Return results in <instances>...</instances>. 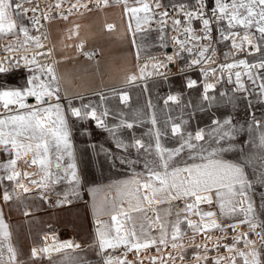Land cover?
I'll return each instance as SVG.
<instances>
[{
	"label": "snow or ice",
	"instance_id": "6c2138e0",
	"mask_svg": "<svg viewBox=\"0 0 264 264\" xmlns=\"http://www.w3.org/2000/svg\"><path fill=\"white\" fill-rule=\"evenodd\" d=\"M100 2L101 0H96L97 6ZM64 3L65 0H55L54 4L49 3L46 10L41 12L34 0H0V39L14 37L8 41L3 50L6 53L19 54L24 66L31 73L26 87L0 89V108H2L0 150L9 157L6 162L0 163V170L4 172V175L0 176V181L7 180L14 183L13 194L17 199L20 198V194L16 189H22L24 193L29 192V186L20 182L22 177L29 185L40 190L41 199H46L44 192L50 186L59 184L63 180H67L69 184L75 182L76 187L66 190L63 201L58 200L57 205L68 202L69 194L75 195L80 184L71 140L69 115L79 120L91 118L96 121L98 127L112 133L118 128L134 127V123L124 119H121L117 125L108 126L104 120L109 114L107 109L98 116L95 107L90 110L89 105H83L82 108L73 107L69 99L66 112L65 106L60 102L59 78L54 67L57 62L41 63L38 60V57L52 56L51 49L42 51L46 47L42 37L46 40L47 35L40 33V29L44 27L41 20L49 21L56 18L67 20L73 10L78 11L81 8L92 11L89 4L76 0L75 3L69 4L66 9L68 14L65 15L62 10ZM103 3L106 6L108 0H103ZM123 3L125 14L136 21L137 32L141 31L142 23L149 24L156 15L153 5L148 0H135L139 6L134 7L128 6V0H123ZM161 7L160 0H155V9ZM172 7L174 12H179L182 19L170 17L167 7L158 13L161 25L160 39L164 40V28L168 19L172 20L171 29L175 33L171 37L175 51L171 55H166V61L171 63L174 59H186L187 68L200 67L203 77L202 99L208 102L209 107L213 103H235L239 99L235 93H245L244 99L253 92L258 97H264V0H214V6L210 10H206L205 0H196L194 7L185 4ZM56 10L61 11L56 12ZM29 13L32 15L29 16ZM25 19L30 21V27L24 23ZM194 20L200 22L198 28L192 27ZM213 22L219 34L218 38L213 36ZM222 23L223 27H221ZM106 27L111 31L114 26L109 24ZM129 30L131 31V23ZM32 32L40 35H33ZM229 40L231 48L236 52L247 51L249 56L254 53H262V55L258 60L249 61L247 58L235 59L236 53L227 52L224 54L225 60L232 57V62L219 63L213 67L216 57L215 44ZM83 47V43L77 45L78 50ZM29 52H31L30 56ZM185 52L187 58L183 56ZM84 55L92 59L95 53L85 52ZM19 66L20 60H16L15 64L0 62V73H6L11 68ZM167 67L168 64L164 61L152 64L154 70ZM146 68L147 65L140 69V79H143ZM234 69L243 71H233ZM218 71L219 77L216 75ZM225 71L228 73L227 82L235 85L232 89L233 95L229 96L226 91H221L219 98L216 95H209L215 93L217 83L225 79L223 75ZM245 77L254 86L251 91L244 82ZM137 79L136 75H131L128 77V82L134 84ZM197 83V80L189 79L186 86L192 89ZM30 97L34 98L35 103L28 102ZM103 99L105 97L101 96V100ZM119 99L121 103L127 105L128 93L121 91ZM178 99L176 95H169L164 100V104L175 103ZM157 123L156 115L153 113L151 124L155 127ZM187 123L183 120L170 123L171 135L178 139L175 147L162 145L161 137L167 136L168 132L159 129L152 132L154 146L151 142L146 144L142 139L135 137L132 143L116 140L118 149L127 151L129 148H134L138 154L142 150L145 156L144 171L136 172L133 167L132 178L110 185V188H115L117 199L109 201L105 197L104 202L95 211L98 255L102 256L103 264H143V261L139 260L142 250L154 248L159 253L162 250L160 246L165 250L168 247L173 250L183 249L184 245L179 241L186 235V230H191L194 234H206L214 230L223 232L228 228L235 232L240 225H246L250 232L260 238L261 245L264 246V221H258L249 195L257 182L264 186V121L256 120L253 115L251 122L245 127L243 124H234L231 117L223 120L214 118L209 129H197L195 132L187 131L183 127ZM168 127L169 122L166 121L165 129ZM244 132H247L251 139L241 141L238 147L237 139ZM256 132H258V142L253 135ZM245 144L249 145L247 152ZM253 149L259 150V155L255 157L258 162V173H253L250 178L246 169L253 163V159L247 153ZM233 152L240 154L239 160L225 158L227 154ZM108 155L111 158V154ZM65 157L68 160L66 165ZM117 159L121 165L135 166L140 163L139 159L132 160L127 157H117ZM21 161L27 167H37L38 172L18 171L17 166ZM37 175L40 176L39 179L34 178ZM139 176H144L145 179L143 181L137 179L136 177ZM13 194L5 189L3 200L10 201L13 199ZM180 200L188 202L183 208L178 209L174 220L162 218L157 209H151L155 213L154 219L147 215L146 205ZM202 204L208 205L209 208L215 205L220 220L217 219V211H202L200 207ZM181 213L184 214L182 218ZM25 215L28 213L26 212ZM102 215H108L110 221L99 219ZM137 215L144 221L138 227ZM171 215V210H166L165 216ZM189 216H196L199 219L193 220ZM237 216L243 218L236 223L220 222ZM157 225L158 235L153 236L152 232L157 230ZM182 225L186 228H182ZM241 243L243 249L237 247ZM196 247L199 249L201 246L196 245ZM223 247L232 255L214 258L211 264H221L222 261L237 264V257L242 264H264L261 252L255 247V241L249 238V232L235 236L233 243L224 244ZM78 248L80 245L73 244L72 241L54 242L52 246L33 247L31 258L36 259L44 255H49L50 258L52 252L60 253L65 249ZM118 249L122 250L120 256L111 255L109 250ZM208 251L205 245V255L201 256L197 253L194 259L197 262L203 260L208 264L206 254ZM128 253H134L135 259L128 260ZM65 259L69 260L70 264H79L76 258L65 256ZM176 259L172 252H168L167 257L151 256L150 264H157V261L160 264H168V261L175 264ZM179 259L181 261L185 259L183 253L180 254ZM0 264H17V250L12 244V233L4 220L2 210H0Z\"/></svg>",
	"mask_w": 264,
	"mask_h": 264
},
{
	"label": "rangeland",
	"instance_id": "374dc122",
	"mask_svg": "<svg viewBox=\"0 0 264 264\" xmlns=\"http://www.w3.org/2000/svg\"><path fill=\"white\" fill-rule=\"evenodd\" d=\"M194 1L195 0H163L165 5H191ZM148 2L153 5L154 12L157 13L158 9H155V3L151 0H148ZM128 6L134 7L139 5L135 3V0H128ZM124 7L125 5L123 3L120 5L108 6L103 9L88 11L76 16H70L67 20H59L60 22L67 24L68 27L67 36L64 38V41L71 45L76 52H92L95 53L94 56H102L103 58L105 56V59L111 63V65L115 62V67L121 66L122 60H125V64L127 63L128 67L132 69L133 74L138 77L134 84L126 88L104 93V95H110L117 93L118 91H128L129 101H131H128L127 105L121 103L119 97L114 95L109 99L101 100V94L89 95L77 102L80 107L83 105H89V110L92 107H95L100 113L107 109L109 114L104 117V120L108 126L119 124L121 119L134 123L132 129L118 128L112 133L105 128L98 127L95 121L90 118L85 120H74V117L70 116L71 125L74 128V131L71 132V140L76 155L77 172L79 177L87 174L89 182H100L106 178L132 174L133 167L136 172H143L145 156L142 150L141 153L138 154L134 148H129L127 151L118 149L116 147V140L121 139L126 143H132L133 138L135 137L142 139L146 144L151 142L154 146L155 140L152 136V132L159 129L168 132L167 136L161 137L162 145L165 147H175L178 144V139L171 135V122H181L182 120L187 121L188 123L183 125V127L187 131L194 132L201 128L209 129L212 126L211 121L214 118L223 120L224 118L231 117L234 124H243L245 127L251 122L253 115L256 120L264 121V97H258L255 92L248 95L247 99H244L246 95L245 93H235L239 98L235 103H213V105L209 107L208 102L202 99V87H195L192 89L187 88L186 85L189 77L184 73L168 76L167 78L163 76L151 78L144 76L143 79H140L138 59L144 55H154L163 52L165 46L162 45H167L169 42L168 33L164 30V40L162 41L160 39V30H150L148 29V25L143 23L141 25V31L137 32L136 21L131 19L130 15L125 14ZM110 22L115 23V27L111 31L106 27ZM130 23L131 31L129 30ZM10 38L11 37L0 39V41L9 40ZM133 41H135V43ZM81 43L84 44V47L83 49L78 50L77 45ZM261 55L257 56V58H251L249 61L258 60ZM57 66L56 63L54 65L56 74ZM29 75H31V73L28 68L0 73V89H22L27 86ZM224 77L225 79L223 81L217 83V90L215 93H209V95H216L219 98V93L221 91H226L229 96L233 95L232 89L235 85L229 84L227 82V76ZM244 82L248 85L249 90L251 91L254 86L247 81L246 77L244 78ZM174 93L178 94L181 100L177 103L169 102L168 105H165L164 100L167 96ZM60 95V102L65 106L67 112L68 103L65 104L63 102L61 90ZM226 99L227 97H225V100ZM28 102H35L34 98L30 97ZM149 105H151V107ZM153 113H155L158 121L155 127L151 124V116ZM169 118H171V121H169ZM166 121L169 122V127L167 129H165ZM253 135L257 138L258 142V132ZM74 138H76V142ZM250 139L251 137L247 132L242 133L237 139L238 147L241 141H247ZM244 147L247 152L249 145L245 144ZM109 153L111 154V158L108 155ZM247 154L253 159V163L246 169L251 178L253 173H258V162L255 157L259 155V150L253 149ZM117 157H127L132 160L139 159L140 163L135 166H129L127 164L121 165ZM225 158L236 161L239 160L240 154L238 152L229 153ZM67 162V157H65V165ZM22 167V165L20 168L18 166L17 169L21 172L26 171V169ZM30 170L32 173L38 172V169L33 168ZM53 171H55L54 165ZM2 175H4V172L3 170H0V176ZM36 177L40 178L39 175L35 176V178ZM64 181L65 180L60 183L62 184ZM20 182L28 185L26 179L23 177ZM59 184L50 186L47 190L52 191V188H57L56 190H59ZM12 185H14L13 182L7 180L0 181V197L2 198V201H4L3 192L5 189L10 190L11 188L9 187ZM28 186L33 187L31 185ZM16 192L20 194V198L17 199L12 190L11 194H13V199L7 202L9 203L6 207L7 210L3 205H0V210H2L4 220L8 226L10 224L12 225V244L17 250V264H70V261L66 260L65 256L76 258V260L79 261V264H102L98 256L99 247L97 244H93L87 248H83L84 246L81 244L80 248L77 250L67 249L60 253H50V258L49 255H44L32 259L31 249L34 246L38 248L52 246L58 239L55 237V233L45 232L42 236V240L38 232H36L38 227L46 226L45 231H53V224L58 226L61 222L62 227H69L71 232L82 237L85 236L86 233H90L91 230L92 235L95 236V226L91 223L89 206L81 205L78 200L73 201V206L68 210L69 217L66 218L63 213H50L37 219L36 211H33V214L25 215V213L29 211L27 210L28 205H30L31 202L36 203V200L30 197L33 196L36 198V195L33 194L30 196L24 193L22 189H17ZM78 194V198L84 197L83 193L81 195ZM249 195L253 202L258 221H264V186H261L257 182ZM200 207L202 211L213 210L219 213L218 208L215 205L211 208H209L208 205ZM11 211L12 214H10ZM27 213H30V211ZM242 218V216H237L231 220L237 222ZM240 227L248 229L246 225H240ZM214 231L211 233L216 236L218 230ZM257 231H260V229H257ZM203 239V234L189 232V241ZM252 240L255 241V247L261 252V259L264 260V246L261 245L260 238L256 236V238H253ZM205 245L209 249L206 254L208 258H211L208 259V264H211V261L214 258H219L221 256L229 257L232 255V253H224V251H226L224 247L214 243L202 244L200 245V250L197 247H194L183 251L186 255H196L198 253L203 256L205 255ZM237 247L239 248V245H237ZM209 252H216L217 255L211 256ZM5 256H7L6 252ZM127 259L130 260L129 256H127ZM221 264H229V262L222 261ZM237 264H242L239 257H237Z\"/></svg>",
	"mask_w": 264,
	"mask_h": 264
},
{
	"label": "crops",
	"instance_id": "0c3cea01",
	"mask_svg": "<svg viewBox=\"0 0 264 264\" xmlns=\"http://www.w3.org/2000/svg\"><path fill=\"white\" fill-rule=\"evenodd\" d=\"M214 3V0L211 1ZM114 24V22H110ZM52 25L50 26V32H51V39L54 48V54L57 59V76L59 78V87L61 90V94L63 97V102L66 104L68 103V100L70 99L72 101V106L76 107L79 106L77 103L80 99L89 96V95H97L101 94V96L105 97V99L111 98V96H120V92L118 91L117 93L114 94H107L104 95V93H108L110 91H114L117 89H122L126 88L132 84H129L128 82V77L133 74L132 69L128 67V64H125V60H122V65L115 67V62L111 65L106 59L105 56L104 58L102 56H93L92 59H88L85 57L84 53L76 52L75 49L66 43L64 41V38L67 36V24H64L60 22L59 20L54 21L51 23ZM109 24V23H108ZM107 24V25H108ZM113 27V28H114ZM105 51V50H104ZM108 52V51H107ZM262 54V53H261ZM261 54H256L253 55L252 58L259 56ZM128 94L129 92L126 91ZM131 101V100H130ZM129 101V102H130ZM80 107V106H79ZM82 108V107H81ZM76 120L77 118H73ZM69 127L71 129V132H73L74 128L71 125V117L69 115ZM195 132V131H194ZM76 142V138H74ZM9 157L2 151L0 150V163L6 162ZM23 166L22 168L25 169H38L37 167H24L23 162H19L18 166ZM17 166V168H18ZM133 177L132 174H124V175H118L110 178L103 179L100 182H89L88 181V176L82 175L80 176V184L77 189H76V194L72 195L71 193L68 196V202L61 203L60 205H57V201L61 200L63 201L64 199V192L70 188L76 187L75 182L72 184H69L67 180H65L62 184H59V190H56L57 188H52V191L46 190L44 192V196L46 199H41L40 198V190H38L35 186L30 187L29 189L35 188L34 192L29 191L28 195H36V198L33 196L30 197L34 200H36V203L31 202L30 205H28V209L30 213L28 215L33 214V211L37 212V219H40L41 217H44L50 213L53 214H64L65 218L69 217V208L73 206V201L78 200L81 205L89 206L90 208V218H91V223L94 224L95 226V231H96V219L97 215L95 214V211L99 206L104 202L105 197L109 201H113L117 199V192L114 187H109L110 185L115 184L118 181H123L127 180ZM35 178V177H34ZM137 179L144 180V176H139L136 177ZM35 179H39L36 177ZM27 184L28 181L26 180ZM29 185V184H28ZM14 185L10 186V190L8 192L11 194ZM17 190V189H16ZM92 190H95L93 192ZM4 193V192H3ZM80 193V194H78ZM84 194V197L78 198V195ZM215 199V198H214ZM1 203L0 205L5 206V209L7 210V205L9 203L2 201V198L0 197ZM188 202L185 200H180V201H171V202H165L159 205L153 204L151 206H145L148 211L147 215L151 218H155V213L151 209H157L159 211V214L161 215L162 218H166L168 220H174L176 218L175 213L177 212L178 209L183 208L184 204ZM206 204H202L201 206H205ZM95 206V207H94ZM127 205L125 204V207ZM171 210L172 215L171 216H165L166 210ZM68 211V212H67ZM175 211V212H174ZM12 214V211L10 212ZM183 213H181V218L183 217ZM217 216L219 217V213H217ZM189 218H198L196 216H189ZM99 219L105 220V221H110V217L108 215H102L99 217ZM199 219V218H198ZM220 219V217H219ZM144 221L142 218L137 215V227L139 226L140 223H143ZM224 224H229V223H234L236 221H232L231 219H224L223 221H220ZM62 223L60 222L58 226L56 224H53V231H45L46 226L38 227V232L39 236L43 240L42 236L45 232H52V233H58L59 236L63 239H69L73 238L76 242H80V246H84L83 248H87L88 246L91 245H96L98 242L96 235H92V230L90 233H86L85 236L79 237L75 233L70 231V228L68 227H62ZM70 224V223H69ZM158 225L156 226L155 231L152 232L153 236L158 235ZM182 228H186L185 225H182ZM9 230L12 233V225H9ZM189 232L193 233L191 230H186V235L183 236L182 240L179 241L183 245H186V247H191L197 245L198 240H192L189 241ZM216 232V231H214ZM219 232V231H217ZM207 237H210V240L213 241L215 240L216 236L209 232L206 233ZM203 234V237L204 235ZM171 241H169V244ZM202 243H205L202 242ZM33 247V246H32ZM162 250H165L163 246H160ZM167 249H170L168 247ZM161 250V251H162ZM148 251L151 252H156L155 249H149ZM209 254L211 256H215L217 254H212V252Z\"/></svg>",
	"mask_w": 264,
	"mask_h": 264
},
{
	"label": "built area",
	"instance_id": "2783aa9c",
	"mask_svg": "<svg viewBox=\"0 0 264 264\" xmlns=\"http://www.w3.org/2000/svg\"><path fill=\"white\" fill-rule=\"evenodd\" d=\"M151 1L153 3H155V0H151ZM75 2H76V0H65V3L63 5V9H62L64 11L65 15L68 14L66 9L69 7V4L70 3H75ZM205 2H206V6H207L206 10H210L214 6V3L211 2V0H205ZM34 3L39 5V9L42 12V11L46 10L47 5L49 3H53L54 4L55 0H34ZM80 3H87V4H89V7L92 10H96V9H103V8L108 7V6L123 4V0H119V2H118V0H108V3H107L106 6L104 5L103 0H101L99 6H97L96 0H80ZM160 3L162 4V7L160 9H158L156 15L153 17L151 22L149 24H147L148 25V29H150V30H160L161 25L159 23L160 17L158 15V13L160 11H163L165 7H167V10L169 11L170 17H172V18H181L182 19V17L180 16L178 11H176V12L173 11V7H172L173 5H165L163 0H160ZM187 6H189V7L196 6V0L191 5H187ZM59 11H61V10H56V12H59ZM85 12H88V11L85 10V9H82V8L79 9L78 11L77 10H73L72 14L68 15V17L80 15V14H83ZM53 14H55V13H53ZM28 15L31 16L32 14L29 13ZM61 19L62 18L51 19L49 21L41 20V23L44 25V27L40 29V33H44V34L47 35V39L46 40H44L43 37H42V42L46 46L45 49H43L42 51H47L48 49L52 50V56L51 57H48V58L38 57V60L41 63H52L53 61H57L56 57H55V54H54V48H53V44H52L53 42H52V39H51L50 26L52 25L51 24L52 22L57 21V20H61ZM171 23H172V20L168 19L167 20V25L164 28V30L167 31L168 38H169V42L164 47V51L160 52L158 54L144 55V56L140 57L138 59V67H139V69H141L145 65H147V68H146L144 76L148 77V78L156 77V76H163V77L167 78L168 76L177 75V74H183L184 73V74H186L189 77V79L195 78L199 82V87H202L203 86V77H202V74H201L199 66H194L192 68H187L186 67V59H174V62H171V63L166 61V55H171L175 51V49L172 46V40H171L172 35H174L175 33H173V31L171 29ZM25 24L30 27V21L28 19H25ZM199 26H200V22L194 20L193 23H192V27L198 28ZM223 26H224V24L222 23L221 27H223ZM215 28H216V25H215V22H213V29H214L213 36L218 38L219 34L215 30ZM40 33L32 32L31 34L40 35ZM11 39H14V37H11L9 40H11ZM9 40L0 41V62H4L5 64H15L16 60H20V66L19 67H13L9 71L27 69V67L24 66L23 60L20 59V55L19 54L6 53L3 50L4 46H6L8 44ZM237 42H239V41H237ZM189 46H191V45H189ZM167 48H171V51H167ZM215 48H216V57L214 58V62L212 64L213 67H215L219 63L232 62V57H229L228 60H225V55L224 54L227 53V52L236 53L235 59L247 58L248 60H251V58L253 56V55L249 56L247 51H245L243 53L236 52L235 49L231 48V41L230 40L229 41H224L222 43H216L215 44ZM28 55L30 56L31 52H29ZM183 56L185 58H187V53L186 52L183 53ZM5 57H7L8 59L5 60L4 59ZM159 61H164L165 63L168 64V67L167 68H160L158 70H154L152 68V64L153 63H157ZM176 70H178V72H176ZM235 70H238V69H234L233 71H235ZM149 73H151V75H149ZM216 75H217V77H219L220 76V72L218 71ZM223 75L224 76H228L227 71H225L223 73ZM209 76L211 77V73H209ZM0 111H2V108H0ZM243 232H249V238L250 239L256 238V235L254 233L250 232L249 229H243L242 227L239 226L236 229L235 232H233L231 229H228V228H225V230L223 232L219 231L218 234L216 235L215 240H213V241H211L209 238H207V234H206V235H204V239L203 240H198L197 241V243H198L197 245H202V244H205V243H214V244L220 245V246H223L224 244H231V243H233V238L235 236H237V235H240ZM204 241H205V243H202ZM96 243L98 245V242H96ZM187 244H189V243H187ZM186 245H184L183 249L173 250V249L170 248V249L162 250L159 253L158 252H151V251H148V250H142L140 252V254H139V260H142L143 264H150V257L151 256H161L162 255L164 257H167L168 252H172L173 255H175L177 257V259L175 260V264H204L203 260L197 262L194 259L195 255H193V254L192 255H186L184 253V251H183L185 249L194 248V247H196V245L195 246H191V247H186ZM239 248H243V243L239 244ZM200 249H201V247L199 248V250ZM109 251H110L111 255H113V256H120L121 255V250L120 249L115 250V251H112V250H109ZM98 252H99V248H98ZM181 253H183V255L185 257V259L183 261H181L179 259V256H180ZM224 253L228 254L229 252L224 251ZM212 254H217V253L214 252ZM98 256H99V258L101 260V263L103 264L102 256H100V255H98ZM127 256H129L130 261L135 259L134 253H128ZM208 259H211V258H208ZM157 264H160V262L157 261ZM168 264H172V262L168 261Z\"/></svg>",
	"mask_w": 264,
	"mask_h": 264
},
{
	"label": "bare ground",
	"instance_id": "6f19581e",
	"mask_svg": "<svg viewBox=\"0 0 264 264\" xmlns=\"http://www.w3.org/2000/svg\"><path fill=\"white\" fill-rule=\"evenodd\" d=\"M109 24H111V25H113L114 26V24L113 23H109ZM108 24V25H109ZM238 41V40H237ZM256 54H261V53H254L253 55H256ZM238 71H243L242 69H239ZM176 72H178V70H176ZM192 79H195V78H192ZM196 80V79H195ZM198 82V81H197ZM211 82H214L215 83V81H211ZM196 87H199V82L197 83V86ZM195 88V87H194ZM216 90H217V85H216ZM129 95V94H128ZM171 95H176V96H178V101L177 102H179L180 100H181V98H180V96L178 95V94H176V93H174V94H171ZM177 102H175V103H177ZM31 103H35V102H31ZM76 107H79V106H76ZM97 115L99 116L100 115V112L97 110ZM91 119V118H90ZM95 123H96V121H95ZM97 125V124H96ZM201 129H203V128H201ZM18 171H20L19 169H17ZM26 171L27 172H29V173H32V171L30 170V169H26ZM34 173V172H33ZM35 188H32V189H29V191H32V190H34ZM27 212H29V211H27ZM190 219H193V220H197L198 221V218H190ZM217 219L218 220H220L219 219V217L217 216ZM55 237L56 238H58L56 241V243H61V242H65V241H72L73 242V244H79L80 245V242H76L73 238H69V239H63V238H61L60 236H59V234L58 233H56L55 234ZM34 247H36V246H34ZM38 248V247H37ZM67 249H65L64 251H66ZM68 250H71V249H68ZM73 250H77V249H73Z\"/></svg>",
	"mask_w": 264,
	"mask_h": 264
},
{
	"label": "water",
	"instance_id": "95a60500",
	"mask_svg": "<svg viewBox=\"0 0 264 264\" xmlns=\"http://www.w3.org/2000/svg\"><path fill=\"white\" fill-rule=\"evenodd\" d=\"M167 51H171V48H167Z\"/></svg>",
	"mask_w": 264,
	"mask_h": 264
}]
</instances>
